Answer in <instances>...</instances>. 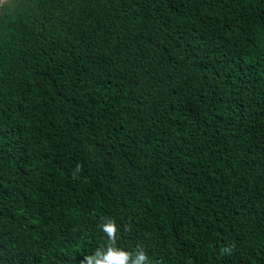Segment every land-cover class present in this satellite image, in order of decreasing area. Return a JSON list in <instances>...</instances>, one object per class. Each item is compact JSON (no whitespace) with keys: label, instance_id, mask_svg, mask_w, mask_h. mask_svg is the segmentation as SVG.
Masks as SVG:
<instances>
[{"label":"trees","instance_id":"obj_1","mask_svg":"<svg viewBox=\"0 0 264 264\" xmlns=\"http://www.w3.org/2000/svg\"><path fill=\"white\" fill-rule=\"evenodd\" d=\"M109 220L147 264H264V0L3 4L0 264Z\"/></svg>","mask_w":264,"mask_h":264},{"label":"clouds","instance_id":"obj_2","mask_svg":"<svg viewBox=\"0 0 264 264\" xmlns=\"http://www.w3.org/2000/svg\"><path fill=\"white\" fill-rule=\"evenodd\" d=\"M108 237L107 251L101 253L96 250V256H86L81 264H128L132 255H136L134 264H147V256L143 251L139 253H129L115 247L117 227L114 221L109 220L99 226Z\"/></svg>","mask_w":264,"mask_h":264},{"label":"water","instance_id":"obj_3","mask_svg":"<svg viewBox=\"0 0 264 264\" xmlns=\"http://www.w3.org/2000/svg\"><path fill=\"white\" fill-rule=\"evenodd\" d=\"M8 0H0V9L3 6L4 3H6Z\"/></svg>","mask_w":264,"mask_h":264}]
</instances>
